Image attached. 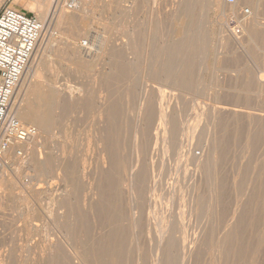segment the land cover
Instances as JSON below:
<instances>
[{"label": "rangeland", "instance_id": "1", "mask_svg": "<svg viewBox=\"0 0 264 264\" xmlns=\"http://www.w3.org/2000/svg\"><path fill=\"white\" fill-rule=\"evenodd\" d=\"M218 2L53 23L14 97L47 125L23 122L42 155L0 186V264H264V0L254 31Z\"/></svg>", "mask_w": 264, "mask_h": 264}, {"label": "built area", "instance_id": "2", "mask_svg": "<svg viewBox=\"0 0 264 264\" xmlns=\"http://www.w3.org/2000/svg\"><path fill=\"white\" fill-rule=\"evenodd\" d=\"M91 0H67L73 10ZM237 0H226L234 4ZM243 13L249 14L246 8ZM44 23L35 13H28L5 0L0 6V161L17 144H25L38 136L33 125L20 121L12 112L18 86L29 66L44 31ZM83 42V46H87ZM18 155H24L19 149Z\"/></svg>", "mask_w": 264, "mask_h": 264}, {"label": "bare ground", "instance_id": "3", "mask_svg": "<svg viewBox=\"0 0 264 264\" xmlns=\"http://www.w3.org/2000/svg\"><path fill=\"white\" fill-rule=\"evenodd\" d=\"M24 4H26L27 6H29L31 9L35 10L37 12V14L39 15L40 19L42 20V22L44 23V31L43 34L41 36V39L39 41V43L41 41L44 40L43 38L46 37V33H48L50 31V29H52V25L54 22H56V27H65L66 25L72 23L75 19H79V18H83V19H87L90 17H94V15L96 14L97 11H99V8L102 7L108 0H91L89 3H84L79 5L78 7H76L73 10L67 9L66 6V1L67 0H21ZM213 2V1H211ZM218 2V0H217ZM219 3V2H218ZM217 4V3H216ZM227 4V3H226ZM252 6H254V8L251 10L250 9V13L249 14H245L243 12L241 13H236L237 10L239 9V7L242 4H231V6L233 7V9L231 8V10H234L232 15H230L228 18H232L233 23H235V25H238V27L240 29H244L247 31H254L260 28L259 25L261 20H260V7H262L263 3L261 0H257V1H253V3L251 2ZM119 5V3H118ZM218 5V4H217ZM1 6V5H0ZM121 6V5H120ZM177 8V7H176ZM118 9V8H117ZM130 10V9H129ZM264 17V16H263ZM224 18V17H223ZM94 19V18H93ZM227 19V18H226ZM80 20V19H79ZM123 20V19H122ZM228 20V19H227ZM79 22V21H78ZM229 22V21H228ZM232 23V24H233ZM80 24V23H79ZM222 24V23H221ZM78 26V25H77ZM69 27V26H68ZM80 27V25H79ZM89 30V29H88ZM106 33V31H105ZM48 35H50L48 33ZM99 36V35H98ZM104 37V35H103ZM231 37V36H230ZM107 38V37H105ZM99 39V38H98ZM104 38L99 39V43L103 42ZM111 40V39H110ZM135 40V39H134ZM56 39H53L52 35H50V37L47 38L46 43H45V51H52L55 50L54 46L55 44L61 42H58L57 39V43L55 42ZM107 41V40H106ZM105 41V42H106ZM131 41V40H130ZM55 42V44H53ZM38 43V45H39ZM255 43V42H254ZM64 46L58 44V48L57 51H66L68 49L65 50L66 47H69L68 43H63ZM66 44V46H65ZM102 45V44H101ZM98 46V44H97ZM38 47V46H37ZM44 47V46H43ZM64 47V48H63ZM41 48V47H40ZM95 48V47H94ZM133 48V47H132ZM91 49V48H90ZM97 49V48H95ZM44 51V50H43ZM44 51V54H45ZM63 51V52H64ZM75 51V50H74ZM77 51V50H76ZM92 51V50H91ZM41 52V51H40ZM98 52V51H97ZM38 55V54H37ZM36 55V57H37ZM48 55V54H46ZM60 55V54H59ZM50 56V54H49ZM77 56V53H76ZM85 56V55H84ZM61 58V57H60ZM71 58V57H70ZM35 59V58H34ZM42 59V58H41ZM88 59V58H87ZM37 60V59H36ZM37 63V62H36ZM148 63V62H147ZM33 64V63H32ZM125 64V63H124ZM35 65V64H34ZM37 65V64H36ZM35 65V68H32L31 66H28L27 68V73L31 70L32 75L34 76V78L36 77L41 78V71L40 69H38ZM40 65V64H39ZM162 68V67H161ZM120 69V68H119ZM30 73V74H31ZM26 75V72H25ZM27 76V75H26ZM30 77V76H29ZM262 77V76H261ZM263 78V77H262ZM40 79H38L37 81H39ZM262 80V79H261ZM26 82V81H24ZM32 83V81H31ZM26 86V85H25ZM261 92L264 94V83L262 86H260ZM35 88V87H34ZM19 92V91H18ZM149 93V92H148ZM179 93V92H178ZM262 94V96H263ZM151 95V94H150ZM17 97V96H15ZM28 97V96H27ZM62 97V96H61ZM43 99V98H41ZM16 101V100H15ZM15 101H13L12 104V114L15 115L20 121L22 122H31L34 123L39 129H41V127H46L47 125V118H46V114H37L38 112H36L34 110V108L31 106V101L29 100V106L27 107V110H23L22 107L17 106V104L15 103ZM41 101V100H40ZM127 104V103H126ZM176 106V105H175ZM120 110V109H119ZM123 110V109H122ZM177 112V111H176ZM149 114V113H148ZM100 116V115H99ZM103 116V115H102ZM101 117V116H100ZM149 117V116H148ZM152 119V118H151ZM106 123V122H105ZM152 124V123H151ZM114 125V124H113ZM165 125V124H164ZM198 127V126H197ZM167 131V129H165ZM170 130V129H169ZM41 131V130H40ZM198 131V130H197ZM46 133L48 132L45 131ZM169 132V131H168ZM194 132V130H193ZM141 133V132H140ZM54 134V133H53ZM142 135V134H140ZM149 135V134H148ZM124 136V135H123ZM143 136V135H142ZM198 136V135H197ZM99 137V136H98ZM198 141L201 139H197ZM197 141V142H198ZM201 143V142H200ZM123 144V143H122ZM53 145V144H52ZM135 145V144H134ZM191 146V145H190ZM204 146V145H203ZM64 147V146H63ZM135 147V146H134ZM193 147V146H192ZM21 149L24 151L25 155H18L17 151ZM72 149V148H71ZM205 151V150H204ZM125 152V151H124ZM40 150H39V140L36 138L28 141L25 144H17L16 146L12 147L4 156L3 160L0 161V186L3 184L5 178L9 177V173H8V169L12 170L13 173H15L16 175H18L19 177L22 174L23 169L25 168V166L28 165H35L37 163H39L40 160ZM64 153V151H63ZM66 153V152H65ZM111 153V152H110ZM122 153V152H121ZM206 153V152H205ZM209 153V152H208ZM194 154V153H193ZM207 154V153H206ZM42 155V154H40ZM109 155V154H108ZM105 156V155H104ZM197 156V155H194ZM193 157V156H191ZM42 158V157H41ZM104 158V157H103ZM201 157H199L200 159ZM5 159L7 161H5ZM123 159V158H122ZM195 159V158H194ZM202 160V159H201ZM135 161V160H134ZM204 161V160H203ZM198 162V163H197ZM195 163L199 164V161H197ZM188 163V161H187ZM194 163V162H193ZM192 164V163H191ZM32 165V166H33ZM154 165V164H153ZM30 167V166H29ZM259 167V166H258ZM27 168V167H26ZM177 169V168H176ZM190 170V169H189ZM49 171V170H48ZM140 172V171H139ZM178 175V174H177ZM177 177V176H176ZM13 176L9 177L10 181H15L13 180ZM17 178V177H16ZM137 178V177H136ZM19 180V178H17ZM6 181V180H5ZM24 182V181H23ZM128 182V181H127ZM253 183V182H252ZM5 184V182H4ZM3 184V185H4ZM23 184V183H22ZM34 184V183H32ZM26 186V184L24 185ZM23 186V187H24ZM28 186V185H27ZM105 186V185H104ZM26 188V187H25ZM30 188V185L29 187ZM40 188V187H39ZM219 188V187H218ZM38 189V188H37ZM133 191V190H132ZM247 193V192H246ZM33 194V193H32ZM31 194V195H32ZM2 195V194H1ZM30 195V194H29ZM39 195V194H38ZM153 195V194H152ZM132 196V195H131ZM4 196H1V198ZM26 197V196H25ZM33 197V195L31 196ZM161 197V196H160ZM7 198V197H6ZM172 198V197H171ZM3 199V198H2ZM21 199V198H20ZM19 199V200H20ZM159 199V198H158ZM17 201V199H16ZM4 202V201H2ZM6 202V201H5ZM5 204V203H4ZM21 204V202H20ZM219 205V204H218ZM1 207V206H0ZM218 207V206H217ZM2 208V207H1ZM26 208V207H25ZM219 209V208H218ZM78 216V215H77ZM29 217V216H28ZM33 220V219H32ZM34 231V230H33ZM38 231V230H36ZM32 235V234H31ZM144 250V249H143ZM81 252V251H80ZM220 259V258H219Z\"/></svg>", "mask_w": 264, "mask_h": 264}, {"label": "crops", "instance_id": "4", "mask_svg": "<svg viewBox=\"0 0 264 264\" xmlns=\"http://www.w3.org/2000/svg\"><path fill=\"white\" fill-rule=\"evenodd\" d=\"M246 1H249L250 4H251V2L253 3V1H257V0H241L239 3L243 5ZM261 1H262V0H261ZM239 3H238V4H239ZM262 3H263V2H262ZM12 5H16V4H13V2H12ZM242 5H241V6H242ZM251 5H252V4H251Z\"/></svg>", "mask_w": 264, "mask_h": 264}]
</instances>
